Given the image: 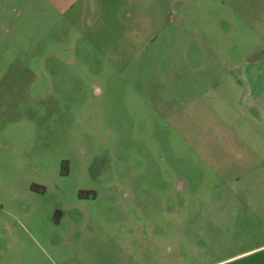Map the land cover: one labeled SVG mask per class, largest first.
Segmentation results:
<instances>
[{"label":"rangeland","instance_id":"rangeland-1","mask_svg":"<svg viewBox=\"0 0 264 264\" xmlns=\"http://www.w3.org/2000/svg\"><path fill=\"white\" fill-rule=\"evenodd\" d=\"M40 5L0 0V264H199L242 95L196 38L76 43Z\"/></svg>","mask_w":264,"mask_h":264},{"label":"crops","instance_id":"crops-1","mask_svg":"<svg viewBox=\"0 0 264 264\" xmlns=\"http://www.w3.org/2000/svg\"><path fill=\"white\" fill-rule=\"evenodd\" d=\"M39 1L75 32L76 43L158 48L164 39H182L188 50L186 41L196 38L197 50L212 51L216 87L233 99L242 95L254 146L223 151L229 167L221 184L231 193L204 207L199 264H264V0ZM223 55L230 66L220 79Z\"/></svg>","mask_w":264,"mask_h":264},{"label":"trees","instance_id":"trees-1","mask_svg":"<svg viewBox=\"0 0 264 264\" xmlns=\"http://www.w3.org/2000/svg\"><path fill=\"white\" fill-rule=\"evenodd\" d=\"M97 168V163L92 164V166L90 167V171L92 173V177L95 178V175H93V173H95L94 171Z\"/></svg>","mask_w":264,"mask_h":264}]
</instances>
